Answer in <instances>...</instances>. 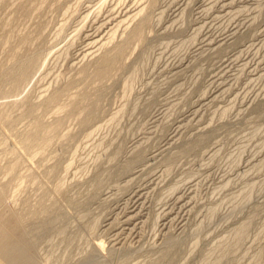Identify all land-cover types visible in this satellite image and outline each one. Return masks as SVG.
I'll return each instance as SVG.
<instances>
[{"label":"rangeland","instance_id":"374dc122","mask_svg":"<svg viewBox=\"0 0 264 264\" xmlns=\"http://www.w3.org/2000/svg\"><path fill=\"white\" fill-rule=\"evenodd\" d=\"M0 261L264 264V0H0Z\"/></svg>","mask_w":264,"mask_h":264},{"label":"bare ground","instance_id":"6f19581e","mask_svg":"<svg viewBox=\"0 0 264 264\" xmlns=\"http://www.w3.org/2000/svg\"><path fill=\"white\" fill-rule=\"evenodd\" d=\"M97 246H98V248H99L100 250H102V252L105 251V250H104V248H105V244H104L103 241L98 242V243H97Z\"/></svg>","mask_w":264,"mask_h":264},{"label":"crops","instance_id":"0c3cea01","mask_svg":"<svg viewBox=\"0 0 264 264\" xmlns=\"http://www.w3.org/2000/svg\"><path fill=\"white\" fill-rule=\"evenodd\" d=\"M0 264H10V263H8V261H4V262L0 261ZM16 264H18V263H16ZM21 264H24V263L21 262Z\"/></svg>","mask_w":264,"mask_h":264}]
</instances>
